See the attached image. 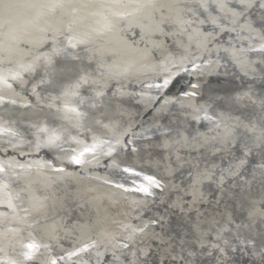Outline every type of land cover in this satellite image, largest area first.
<instances>
[{
    "label": "bare ground",
    "instance_id": "bare-ground-1",
    "mask_svg": "<svg viewBox=\"0 0 264 264\" xmlns=\"http://www.w3.org/2000/svg\"><path fill=\"white\" fill-rule=\"evenodd\" d=\"M253 7L264 22V0H0V104L54 109L52 127L45 114L0 115V149L13 151L0 156V264H264V31L251 26ZM246 40L260 49L252 61L236 52ZM152 74L154 88L121 90L120 78ZM202 78L243 89L203 102L217 91ZM173 83L182 91L164 95ZM122 98L132 109L110 117L131 116L116 137L126 141L93 155L98 140L65 135L93 103ZM94 121L88 132L112 126ZM38 138L68 150L56 162L77 155L67 161L77 171L17 158Z\"/></svg>",
    "mask_w": 264,
    "mask_h": 264
},
{
    "label": "water",
    "instance_id": "water-1",
    "mask_svg": "<svg viewBox=\"0 0 264 264\" xmlns=\"http://www.w3.org/2000/svg\"><path fill=\"white\" fill-rule=\"evenodd\" d=\"M253 3L257 7V4L258 3L257 2H253ZM230 8H235V7H228L227 9L230 10ZM235 12H237V11H235ZM256 12H259V10L257 8H254L249 13L250 14V18H251L250 19L251 26L253 28H258V29L264 31V22L261 19H259L258 13L256 15ZM248 25H250V23ZM222 26H225L226 27L225 29H229V28L232 27V26L231 27H228V25L223 24V25H207V26L203 25V26H201V28H202L203 31H206L209 28H211L212 30L218 32L219 29H222ZM242 31H238V32L234 31V32H231L230 35L235 34L236 36H240L241 37L242 36ZM221 35L223 36V33ZM197 37L200 38V36L196 35V38ZM219 40L221 42V40L223 41L224 38L221 37V38H219ZM190 43L191 42H187L185 39H183V40H179L176 44H174V46H175V49H181L182 50L183 48H186V46H189ZM255 43H257L256 39H255ZM252 44L253 43L248 44V42L246 40V43L245 42L244 43L242 42L243 47H241L240 49L238 47L239 44L236 45V48H237L236 52L238 54L239 53H241V54L244 53V56H245V57H241L240 56V60H242L244 58V60H246V61H249V60L252 61V59L256 55H259L258 54V51H260V49H258V47H257L256 44H253V45ZM9 45H12V44L9 43ZM250 45H252V47H250ZM58 58H57V61L56 62H61L60 61V57H58ZM181 63H189V64L193 65L194 67L200 66L198 64V61H197L196 58L189 57L187 55L181 59ZM81 64H85V63L84 62H81ZM87 64H85L84 66L85 67H88ZM227 64L232 65V67L234 66L229 61H228ZM224 65L226 66V64H224ZM209 66L212 67L209 64L206 65V67H209ZM220 66H222V65H220ZM158 71H160V70H158ZM56 73L57 72H55L54 75H56ZM78 74H79L78 71L77 72L76 71H71V75H72V77H73L74 80L75 79L76 80L78 79V76H79ZM159 76L160 75L156 76L155 74H152L147 79H145L144 81L138 82V83H133V81H127V79H121L120 78L119 79V84L121 86V90H124V91H127V92H129L132 89H135V87L137 88L139 86H143V85H146V84H148L152 88H154V83H155V81H158L157 79H158ZM202 81H204L205 83H203ZM198 82H200L199 84H201V85H206L207 87H210L209 89H213V90L217 91L214 94H211L210 92H207V91H205V92L202 93V95H205V96H203V98L200 97L201 100L203 101V99H206L207 102H210L207 98H212L214 96V102H215V101H217L219 99H222V96L227 97L229 94H231V92L233 90L243 89V86L242 85L238 86L235 83H233L232 81L231 82L219 83V85H220L219 88L216 86L215 81H207L206 82V80H204V78H202ZM161 86L163 88L165 87V84H163V81L162 82L160 81V87ZM176 86H177V84L174 85V83L171 84V85H169L168 88H166L164 95H166V96H172V94L175 93L174 96L175 97L178 96L179 94L176 93V92L182 91V88L176 90V88L178 87V86L177 87ZM132 87H134V88H132ZM218 89H220V90H218ZM51 91H54V90H51ZM78 92H80V90ZM81 92H85V91L82 89ZM156 92L158 93L159 91H155V90L153 91L152 90V92H151L152 95L147 99V102H146L148 105H151V103L153 102V100H154L153 98L157 94ZM168 92H172V93L169 94ZM224 92H226V93H224ZM91 93L92 92L90 91V95H92ZM136 93H139V92H136ZM83 96L84 95H79V94L75 95L74 94V97H77V100L78 99H82ZM151 97H152V99H150ZM72 98H73V96L70 97L69 99H72ZM76 102H78V101H76ZM117 107H119L120 110H122L123 108H127V107H129L130 109H132L131 106H130V103L127 102V101H124L123 98H122V100L119 99V102L113 101L111 99L110 101L93 103L92 106H90V107H88L86 109L87 114H85L83 117L80 118L79 123L81 125L77 129H73V125L72 126L71 125L68 126L65 123V128H66L65 135H71L70 136L71 138H74V136L77 135L80 139L84 138V139H87V140H98L99 142H96V143L95 142H92L91 145L100 146L99 149H95V148H92L93 150L92 149H89L91 151V153L93 155H102V154L107 153L110 150V148L112 146H114L118 141H122L123 140L122 137H121L120 139H117V141H116V137L119 135L120 130L125 129L126 127H128L131 124V122H130L131 116L128 117V120H123V121H119V122H116L113 119L114 116L110 117V115H112L114 112H117ZM15 110L16 111H12V109L10 108V106H8L7 108H4L3 105L0 104V115H2V117H4V118H7V119H10V120H13V121L14 120L15 121H19L20 119H22L23 121L30 120V121H39V122H41L42 116L45 114L46 116L45 117L43 116V117H44V119H46L48 121V124L50 125V118H51L50 117V114H53V112H54V109H49L48 111L47 110L38 109V110H34V111H24L23 112V111H20V109L17 110L16 107H15ZM135 112H137V111H135ZM136 115H138V113ZM136 115H134V118L135 117L137 118ZM11 117H14V119H11ZM94 118H95V121L97 119H100L101 121L110 120L108 122H110L112 124V126L108 124L109 125L108 131H102V132H100L101 130H98L99 133H93L90 130L88 132V130H87V128L85 126L88 123H91ZM115 118H119V114H117L115 116ZM95 121L93 122L94 123V125H93L94 128H96V127L99 126V121L98 122H95ZM15 124H16V127L14 129L15 131H18V130L25 131L26 137L27 138H31L30 137V135H31L30 130H28L24 126V124L22 122H17ZM131 126L132 125H130L129 127H131ZM50 127H52V126L50 125ZM133 127H135V126H133ZM73 130H75V131L73 132ZM75 132H76V134H75ZM91 136H93V137H91ZM107 139H110V141H104V140H107ZM112 140L114 141V143L109 144V145H105V144L102 145V143H108V142H111ZM126 140L127 139H124L123 142L126 141ZM21 142L26 143L28 145L29 152L28 153H25L24 154L25 156L18 155L17 158H23L24 157V158H28L29 159L32 156V159H38V160L39 159H43V160H46L47 162H49V164H51L53 167L60 168V170L61 169H66V170H70L71 171V169L76 170L78 168V167L77 168L71 167V166H73L71 164L72 162H73V164H76V163H74L73 160H77V157L78 156L75 155V154L68 155V157H69L68 160H63L64 162H62V163L56 162L54 160V156L52 155V153H54V152H59V153L67 152L68 150L66 151L64 148H60L58 150L57 149H47L46 144L45 145H40L41 143H44L45 142L44 139H42V138H38V139L33 140L32 141L33 142V145H30V143H28L26 141H21ZM17 150L19 152H22L23 149H17ZM9 151L12 154L13 151L10 150V149H9ZM31 152L33 153L32 155L29 154ZM11 154H9L8 151H6V149H4V150H1L0 149V156H4V155L9 156ZM14 155L16 156V154H14ZM69 160L72 161V162H70V164L67 163V161H69ZM15 181H16V177L14 176L13 182H15Z\"/></svg>",
    "mask_w": 264,
    "mask_h": 264
}]
</instances>
